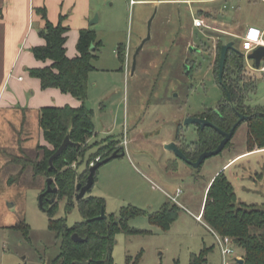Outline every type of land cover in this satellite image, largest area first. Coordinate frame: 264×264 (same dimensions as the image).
<instances>
[{"label": "rangeland", "instance_id": "374dc122", "mask_svg": "<svg viewBox=\"0 0 264 264\" xmlns=\"http://www.w3.org/2000/svg\"><path fill=\"white\" fill-rule=\"evenodd\" d=\"M96 6L99 21L94 28L103 45L89 73L86 105L94 112V124L110 131L112 137L99 134L96 140L100 141L94 140L73 166L83 172L101 140L121 138L125 123L130 137L138 133L128 144L126 155L99 167L97 179L85 195L105 198L107 214L119 215L127 207L141 209L128 221L135 231L116 235L115 264H128L129 256L130 264L136 260L137 264H190L191 255L206 247H212L208 264H224L218 233L196 215L207 183L218 170L233 182L239 202L264 208V147L256 146L263 150L243 154L223 167L248 150V123L243 122L228 146L194 167L165 150L162 141L176 135L180 118L178 145L195 148L194 142L200 139L198 125H186L184 120L219 107L223 97L216 68L219 42L234 41L240 48L248 26L263 28L264 0H163L154 5L99 0ZM154 12L151 39L138 53L133 73L134 54L147 36ZM206 15L211 28L193 25L195 17ZM189 40H193V49L187 46ZM121 44L124 60L119 55ZM248 73L257 87L246 91L247 103L264 110V75L251 68ZM248 73L244 76L250 77ZM39 151L40 157L33 153L30 157L40 159L43 149ZM46 179L34 176L31 164L22 178L11 167L0 173V264H57L62 238L51 230L49 215L40 204ZM178 188L183 192L175 201ZM77 200L70 206L67 197L58 201L56 217L64 218L69 226L83 220ZM166 202L181 207L167 230L150 220ZM24 225L29 227L27 234ZM233 247L234 254H228L227 259L237 264L233 257L243 258L244 250Z\"/></svg>", "mask_w": 264, "mask_h": 264}, {"label": "trees", "instance_id": "16d2710c", "mask_svg": "<svg viewBox=\"0 0 264 264\" xmlns=\"http://www.w3.org/2000/svg\"><path fill=\"white\" fill-rule=\"evenodd\" d=\"M38 12L46 20L45 26L41 29V35L46 43L34 46L32 51L37 59L50 63L43 67H32L29 73L40 80L42 88L57 87L62 92L79 99L81 105L42 107L40 125L45 139L52 147L39 145L38 148L43 149L40 159L16 155L12 161L22 166L20 175L31 164L35 176L53 177L52 185L58 188L57 193H47L44 196V209L50 218V228L62 238V250L56 263L76 264V261L85 260L89 261V264H115L112 253L116 235L119 232L132 233L135 231L129 226L128 221L131 217L140 214L141 209L127 207L123 208L119 215L107 214V218H99L102 208H106V200L100 196L89 195L77 200L83 215L82 221L69 226L64 218L56 217L60 198L67 197L69 206L76 201L79 192L77 184L87 182L91 162L99 156L100 159H104L116 149L122 148L119 140H103L98 145V150L88 160L87 168L83 172L79 173L73 166L74 162L81 160L89 148L88 140L95 132L94 112L87 107L86 100L89 73L95 68L93 60L98 58L103 43L98 39L94 28H83L80 30L77 43L79 55L69 57L65 47L69 27L63 24V16L57 24H54L47 18L45 8H38ZM222 44L223 42L220 41L218 62ZM122 48L121 44L119 55L124 60ZM240 48L242 49V44ZM245 66V58L241 51L230 49L223 78L231 93L232 103L226 95L219 103L220 114L214 109H208L200 114L201 116L210 114V119L223 130H230L237 121V112L243 110L242 104L246 99V91L257 87L254 79L244 76ZM216 68L218 70V65ZM218 83L222 88L219 79ZM67 134H70L73 143L68 144L64 152L54 159V166L50 168V157ZM198 134L200 139L194 142V149L182 148L193 160H196L204 150L216 148L223 137L216 128L210 126L199 127ZM230 141L226 146L230 144ZM256 146L264 147V110L261 108L254 110V116L248 122V148L251 151L256 149ZM97 172L98 170L95 173V180ZM53 197H55L53 202L47 199ZM180 211L181 207L176 203L166 202L159 211L150 215V220L167 230L178 218ZM203 219L220 236H229L235 245L244 250L243 264H264V208L239 202L235 186L225 172L217 174L208 188ZM24 229L27 234L29 227L24 225ZM75 232L87 240L74 241L72 234ZM211 249L212 247H206L198 253H193L190 264H208L207 255ZM130 259L129 256L128 264L131 263ZM137 263L138 260L133 264ZM237 264L240 263L237 262Z\"/></svg>", "mask_w": 264, "mask_h": 264}, {"label": "crops", "instance_id": "0c3cea01", "mask_svg": "<svg viewBox=\"0 0 264 264\" xmlns=\"http://www.w3.org/2000/svg\"><path fill=\"white\" fill-rule=\"evenodd\" d=\"M98 1L0 0V173L4 172L5 168L11 167L13 172L22 178L26 174L28 167L20 175L22 166L13 162V157L33 153L34 157L37 158L40 153L38 149L39 145L52 147L45 139L43 129L40 125V110L42 107L48 105L63 106L67 104L77 107L81 105L79 99L69 93L62 92L57 87L42 88L40 80L31 76L29 73V69L32 67H43L50 63L49 61L44 62L37 59L32 51L34 46L46 43L45 38L41 35V29L45 26L46 20L38 12V8H45L47 18L54 24H57L61 16H63V24L69 27L67 41L65 43L67 55L69 57H76L79 55L77 43L80 30L88 27L94 28V24H96H92L91 21L97 11L96 5ZM162 1L130 0V2H152L153 5L160 4ZM182 1L193 3L194 0ZM196 18H202L206 23L207 19H209L207 15L205 17H195L194 20ZM193 25L196 26L194 22ZM210 26L208 24L206 27L211 28ZM261 29L264 30V27ZM192 42L193 40H189L187 46H190ZM191 47L193 49L192 45ZM93 49H95V46H93ZM251 61L252 63L254 62L253 60ZM125 63L126 65L129 64L128 58ZM181 121L180 118L176 120V135L171 134V136L162 141V144L177 141ZM109 132L100 130L95 124V132L89 138V144L99 138L98 136L101 133H108L107 136L112 137ZM129 133L130 131L125 123L122 137H114L111 139L119 140V145L127 151L128 144L132 143L138 137L137 132H134L131 137ZM103 140L106 139L103 138L101 141ZM177 143L179 144V142ZM165 150L168 149L165 148ZM261 150L263 149L256 148L250 151L248 148L246 152L238 154L223 167L243 154ZM169 158L171 160L172 157ZM220 172L218 170L208 181L200 212L196 215L197 220L204 221L207 226L209 225L203 219L207 191L214 177ZM199 216H202V218L199 219ZM219 241L222 249L220 235Z\"/></svg>", "mask_w": 264, "mask_h": 264}, {"label": "water", "instance_id": "95a60500", "mask_svg": "<svg viewBox=\"0 0 264 264\" xmlns=\"http://www.w3.org/2000/svg\"><path fill=\"white\" fill-rule=\"evenodd\" d=\"M155 15H156V12H154L152 14V16L150 17V19L148 21L147 36L143 39L141 45L139 46L136 53L134 54L133 73L135 72L136 67H137V55H138V53L143 48L145 43L149 39H151V26H152V22L155 18ZM98 20H99V15H95V17L92 19L91 23L92 24L97 23ZM230 49H234V50L239 51V49L235 46L234 41H229L227 43L222 44L221 49H220V58H219V64H218V67H219L218 68V79H219L220 83L224 86H225V83H224L223 75H224V71H225L227 55H228V52ZM242 55L246 56V53L242 52ZM247 58L253 60L255 65L257 67H259L261 65V63L264 62V45H260L256 49H254L252 52H250L247 55ZM228 96H229V98H231L229 91H228ZM245 118H246L245 115L240 114V119L233 125V127L229 131H226V130H223L220 127H218L214 122H212L211 120H209L206 117H203L200 115L188 116L184 120V124H186V125L187 124H197L201 128H205L206 126H211V127L216 128L223 135V138L221 139V141L219 142V144L217 145L216 148L204 150L203 152H201L199 154V156L196 160L190 159L187 156L186 152L178 145L177 141H170L169 143H166L165 148L168 149L169 151L174 152L177 157L185 160L190 165H192L194 167H199L205 161L206 158L220 153L226 147L228 142L232 139L236 128L238 127L240 122L242 120H244ZM71 143H73V141L70 138V134H67V136L65 137V139L63 140L61 145L55 150L53 155L50 157V168H52L54 166V159L56 157L60 156L64 152V150L68 146V144H71ZM76 144L79 145V143H76ZM121 149H116L110 156L105 157L104 159H100L94 165H91L90 173L88 175L87 182L85 184H82L81 182H79L77 184V189L79 190V192H78L76 198L78 200L83 198L86 195L87 191H89L92 188V186L95 182V173L99 169L100 166H102L103 164L109 162L110 160H112L114 158H118V157L124 156L126 154L125 148L122 147ZM53 180H54L53 177H48L46 179V181H47L46 186L47 187L40 195V204L42 207H44V196H45V194L57 193V191H58V188L54 187L52 185ZM48 200L50 202H53L55 200V197L48 199ZM107 217H108V215L106 213V209H105V207H103L101 214L99 215V218H107ZM72 239L74 241H77V242H82L84 240H87V238L81 237L77 232L72 234ZM237 262L240 264H243L244 259L243 258H237ZM76 264H89V261H85V260L76 261Z\"/></svg>", "mask_w": 264, "mask_h": 264}, {"label": "built area", "instance_id": "2783aa9c", "mask_svg": "<svg viewBox=\"0 0 264 264\" xmlns=\"http://www.w3.org/2000/svg\"><path fill=\"white\" fill-rule=\"evenodd\" d=\"M194 24L198 27H204L207 26L206 22L202 18H196L194 20ZM264 41V30L257 26H249L245 32V35L243 37V42H242V50L246 53V61L248 65V68H251L255 71H259L264 75V62L261 63L259 67H257L254 62L252 63L251 59L247 58V55L252 52L254 49H256L260 45H264V43H261ZM22 78V77H21ZM98 160H100V156L96 158L95 161L91 162V165H94ZM183 192L182 189L178 188L177 192L173 196V199L175 201L178 200V197L180 194ZM202 216H199V219H201ZM222 243V252L224 255V264H232L228 259L227 255L228 254H234L235 248L233 247V241L229 236L222 237L221 240ZM235 245V244H234ZM237 258L239 256L233 257L234 262H237Z\"/></svg>", "mask_w": 264, "mask_h": 264}, {"label": "flooded vegetation", "instance_id": "af4514ba", "mask_svg": "<svg viewBox=\"0 0 264 264\" xmlns=\"http://www.w3.org/2000/svg\"><path fill=\"white\" fill-rule=\"evenodd\" d=\"M239 49V51H241V53L243 52V53H245L241 48H238ZM244 58L246 59V56H244ZM255 64V63H254ZM248 67H244V72L245 71H247V73L249 72V69H247ZM246 76V75H245ZM247 76H250V77H246V78H248V79H252L253 80V78L251 77V75H249V73H248V75ZM254 77V76H253ZM255 78V77H254ZM223 87H222V91H223V97L222 98H224V97H226V95H227V97H228V99H229V101L232 103V97L231 98H229V96H228V91H229V89H228V87H227V85H222ZM230 92V91H229ZM246 94V99L244 100V102H243V104H242V108H243V110L241 111V110H239L237 113H238V119H237V121L240 119V114H243V115H245L246 116V118L244 119V120H242L241 122H240V124L241 123H243V122H246V123H248L250 120H251V118H252V116H254V110H255V106H253V105H251V104H249V103H247V93H245ZM230 95H231V93H230ZM218 114H220V111L218 110V108H215L214 109ZM201 116V115H200ZM203 117H206V118H208L209 120H211L210 119V114L209 115H207V116H203ZM212 121V120H211ZM236 121V122H237ZM213 122V121H212ZM235 122V123H236ZM234 123V124H235ZM239 124V125H240ZM238 125V126H239ZM200 126L198 125V128H199ZM211 127V126H210ZM238 128V127H237ZM236 128V129H237ZM227 131V130H226ZM229 131V130H228ZM236 131V130H235ZM223 136V135H222ZM223 138V137H222ZM47 187V186H46ZM47 199H51V198H47Z\"/></svg>", "mask_w": 264, "mask_h": 264}, {"label": "clouds", "instance_id": "9594fccd", "mask_svg": "<svg viewBox=\"0 0 264 264\" xmlns=\"http://www.w3.org/2000/svg\"><path fill=\"white\" fill-rule=\"evenodd\" d=\"M261 43H264V41H262Z\"/></svg>", "mask_w": 264, "mask_h": 264}]
</instances>
